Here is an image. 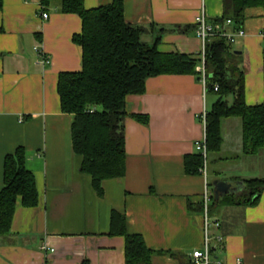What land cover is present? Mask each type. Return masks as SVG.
I'll list each match as a JSON object with an SVG mask.
<instances>
[{
  "label": "crops",
  "instance_id": "0c3cea01",
  "mask_svg": "<svg viewBox=\"0 0 264 264\" xmlns=\"http://www.w3.org/2000/svg\"><path fill=\"white\" fill-rule=\"evenodd\" d=\"M84 1L87 8L112 2ZM61 2L4 0L0 10V190L5 157L22 146L40 195L35 207L19 198L11 232L0 236V264H126L125 236L110 233L114 210L154 251L152 264H194L193 251L205 244L206 180L186 172L185 156L197 152L205 133L200 114L217 95L194 74L148 78L144 93L127 98L126 173L105 180L98 194L73 149L72 115L62 112L57 90L61 72L82 68V48L73 41L82 20L62 12ZM124 8L144 42L160 37L161 52L200 55L196 18H221L223 0H124ZM242 26L246 36L233 50L242 57L246 103L254 105L264 101V7L248 8ZM132 114L148 115L149 123ZM222 134L221 150L208 156L209 216L221 223L209 227L211 264H264V189L254 204L222 202L242 196L247 179H264V149L243 152L238 117L223 120ZM216 183L227 187L218 196Z\"/></svg>",
  "mask_w": 264,
  "mask_h": 264
},
{
  "label": "trees",
  "instance_id": "16d2710c",
  "mask_svg": "<svg viewBox=\"0 0 264 264\" xmlns=\"http://www.w3.org/2000/svg\"><path fill=\"white\" fill-rule=\"evenodd\" d=\"M40 2L46 7L50 4V0ZM3 4L4 0H0V10ZM252 7H264V0H223V15L216 21L231 18L236 25H242L247 9ZM60 10L76 13L82 20L81 32L73 36V41L82 48V68L59 74L57 90L61 110L72 115V143L76 154L82 157L81 169L91 175L94 189L102 194L105 180L126 173L128 96L144 93L147 79L162 74H194L200 80L201 57L184 52H161L160 37L153 44L144 42L143 28L126 20L124 0H112L94 8H87L84 0H62ZM205 66L207 91L218 97L206 116L208 156L221 150L222 122L230 117L241 119L245 154L264 149V101L254 105L246 103L241 55L225 38L211 37L206 45ZM229 95L233 96L232 103L227 100ZM132 116L149 123L148 115ZM26 160L22 146L5 157L4 185L0 190V236L11 232L19 198L26 207H35L40 201L35 175ZM202 165L201 152L185 156L187 173H200ZM263 189L264 179H247L242 196L229 195L222 202L254 204ZM126 227V216L114 210L110 233L125 236L126 264H152L154 251L148 248L142 235L128 233Z\"/></svg>",
  "mask_w": 264,
  "mask_h": 264
},
{
  "label": "built area",
  "instance_id": "2783aa9c",
  "mask_svg": "<svg viewBox=\"0 0 264 264\" xmlns=\"http://www.w3.org/2000/svg\"><path fill=\"white\" fill-rule=\"evenodd\" d=\"M42 17L44 19L49 18L48 12H43ZM196 25V34L200 38L202 42V49L200 52V65L198 67V71L200 72L201 82L204 85L205 90L207 91V74H206V45L211 37H223L227 40L228 43L234 44L239 39H242L246 36V31L242 25H236L231 18H226L223 21H214L209 22L205 16V14L199 15L195 21ZM38 55L41 57V62L48 64L50 62L49 56L40 49L39 47H35ZM218 89V86H215V90ZM206 116L207 111H204L200 114L201 121L206 128ZM197 151L202 153L203 156V165L201 166L200 172L204 175L206 180L205 191L202 195V205H203V213H204V231H205V244L202 249H196L192 253V261L194 264H211V255H212V246L210 243V234L209 227L211 225L220 226V221H212L210 219V202L213 196L212 189L210 188L208 181V151L206 144V132L201 140L196 142ZM221 240V237H218Z\"/></svg>",
  "mask_w": 264,
  "mask_h": 264
},
{
  "label": "water",
  "instance_id": "95a60500",
  "mask_svg": "<svg viewBox=\"0 0 264 264\" xmlns=\"http://www.w3.org/2000/svg\"><path fill=\"white\" fill-rule=\"evenodd\" d=\"M215 187H216L215 190L216 196H218L219 191H223L227 189V187L222 186V183H216Z\"/></svg>",
  "mask_w": 264,
  "mask_h": 264
},
{
  "label": "rangeland",
  "instance_id": "374dc122",
  "mask_svg": "<svg viewBox=\"0 0 264 264\" xmlns=\"http://www.w3.org/2000/svg\"><path fill=\"white\" fill-rule=\"evenodd\" d=\"M232 98H233L232 95H229V96L227 97V100H228L229 103H232V101H233Z\"/></svg>",
  "mask_w": 264,
  "mask_h": 264
}]
</instances>
